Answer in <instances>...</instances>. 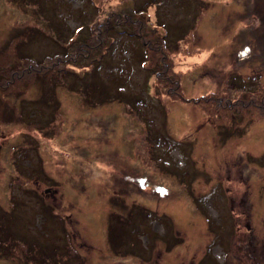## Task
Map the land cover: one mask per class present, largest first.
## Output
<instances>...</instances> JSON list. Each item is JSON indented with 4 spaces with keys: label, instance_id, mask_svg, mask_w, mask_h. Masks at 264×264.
Listing matches in <instances>:
<instances>
[{
    "label": "rangeland",
    "instance_id": "obj_1",
    "mask_svg": "<svg viewBox=\"0 0 264 264\" xmlns=\"http://www.w3.org/2000/svg\"><path fill=\"white\" fill-rule=\"evenodd\" d=\"M33 262L264 264V0H0V264Z\"/></svg>",
    "mask_w": 264,
    "mask_h": 264
},
{
    "label": "flooded vegetation",
    "instance_id": "obj_2",
    "mask_svg": "<svg viewBox=\"0 0 264 264\" xmlns=\"http://www.w3.org/2000/svg\"><path fill=\"white\" fill-rule=\"evenodd\" d=\"M28 264H36L35 262H33V263H28Z\"/></svg>",
    "mask_w": 264,
    "mask_h": 264
},
{
    "label": "water",
    "instance_id": "obj_3",
    "mask_svg": "<svg viewBox=\"0 0 264 264\" xmlns=\"http://www.w3.org/2000/svg\"><path fill=\"white\" fill-rule=\"evenodd\" d=\"M50 192V190H46V193Z\"/></svg>",
    "mask_w": 264,
    "mask_h": 264
},
{
    "label": "bare ground",
    "instance_id": "obj_4",
    "mask_svg": "<svg viewBox=\"0 0 264 264\" xmlns=\"http://www.w3.org/2000/svg\"><path fill=\"white\" fill-rule=\"evenodd\" d=\"M178 207V206H177ZM183 208V207H182ZM181 209V208H180ZM184 209V208H183ZM185 210V209H184ZM182 211V210H181Z\"/></svg>",
    "mask_w": 264,
    "mask_h": 264
},
{
    "label": "trees",
    "instance_id": "obj_5",
    "mask_svg": "<svg viewBox=\"0 0 264 264\" xmlns=\"http://www.w3.org/2000/svg\"><path fill=\"white\" fill-rule=\"evenodd\" d=\"M250 229V228H249Z\"/></svg>",
    "mask_w": 264,
    "mask_h": 264
}]
</instances>
